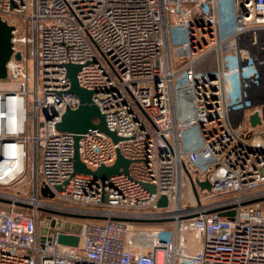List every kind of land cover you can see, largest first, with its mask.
<instances>
[{"label":"built area","instance_id":"built-area-1","mask_svg":"<svg viewBox=\"0 0 264 264\" xmlns=\"http://www.w3.org/2000/svg\"><path fill=\"white\" fill-rule=\"evenodd\" d=\"M0 18L13 27L0 80V264H264L263 202L241 205L264 196V0H0ZM176 31L188 52L177 69ZM69 64L121 138L81 134V161L97 170L120 153L128 174L74 173L76 135L57 130L81 104ZM188 174L211 184L195 205ZM233 204L232 217L211 213ZM160 219L170 221L135 222ZM46 220L62 225L42 234Z\"/></svg>","mask_w":264,"mask_h":264},{"label":"water","instance_id":"water-1","mask_svg":"<svg viewBox=\"0 0 264 264\" xmlns=\"http://www.w3.org/2000/svg\"><path fill=\"white\" fill-rule=\"evenodd\" d=\"M12 30L13 27L8 25L7 22L3 21L0 18V80L5 79L7 77V64L12 57L13 54V44H12ZM17 59H20V55H16ZM67 74L71 81V92L76 94L80 98V106L77 110H67L61 121L57 124V130L61 132H68L75 134V144H74V173L87 174L92 175L93 177L101 180H106L111 176L121 174H128L129 165L131 163L130 160L124 158L120 153H118V159L115 164L111 167L101 166L97 170L89 169L80 159L79 156V138L81 134L87 133L90 130H99L106 135L110 136L115 142L121 140V138L115 133L111 132L105 121V116L101 112V110L93 103L92 96L93 92L90 90H86L79 86L77 82V74L81 69L80 65L69 64L66 66ZM251 124L256 126L261 123L260 117L258 114L251 115L250 117ZM122 170V171H121ZM189 179L191 182V187L197 199V202L200 203L198 187L201 190H211V184L209 181H194L190 174ZM151 190L155 191V187H150ZM58 189H61L58 187ZM42 195L47 196L48 190L46 188L42 189ZM50 197H53V194H50ZM264 202V196L253 198L241 203V205H251L255 203ZM158 205L160 207H164L167 205V198L163 196ZM237 204H233L227 208L230 210L225 212L224 209H216L211 211V213H218L220 216H229L232 217L235 213V208ZM75 217V216H73ZM79 218H91L87 216H76ZM134 221V220H130ZM170 220L160 219V220H150V221H135L140 223H164ZM50 224L52 227L60 228L62 225V221H51L49 223L48 220L43 221L41 223V233L45 234L47 231V225ZM66 229H70L72 232H79L81 229L80 224H70L66 223ZM59 243L67 246H78L79 244V236H67L61 235L59 237Z\"/></svg>","mask_w":264,"mask_h":264},{"label":"rangeland","instance_id":"rangeland-1","mask_svg":"<svg viewBox=\"0 0 264 264\" xmlns=\"http://www.w3.org/2000/svg\"><path fill=\"white\" fill-rule=\"evenodd\" d=\"M224 14L226 17L225 18V20H226L225 21V31H227V23L226 22L230 21L229 16H230V19L232 18L230 9L229 8L226 9L224 11ZM172 21H174V20H172ZM171 54H172V59H173V65L176 69L181 67L188 59V52H187L186 48L184 47V40H183L182 35L180 34L179 31H176V36L174 37L173 41L171 42ZM179 82L183 83L184 80L180 78ZM178 100H179V109H180L182 114H187V113H190L193 111L192 98H191V95L189 93H187V92L182 93L179 96ZM10 193H13V194L16 193L15 189L10 190ZM183 193L185 196L189 197V199H190V202L187 203L188 205H195L197 203L196 202L197 199L195 197L193 189L191 188V186L189 184H187L184 187ZM237 196H238L237 194L232 193V194H229L228 196L210 199L209 201H206V203L210 204L213 202H219V201H222L223 199H226V198L227 199H234ZM262 205H264V204H262ZM138 242H140L143 246L148 245L147 244L148 242L146 240L144 241L143 239L138 240ZM201 242H202V240L195 239L192 235L187 234V244L189 246V249H192V247H196L195 245L199 246L201 244ZM143 243H146V244H143ZM194 243H195V245H193ZM145 250H146V247H145ZM194 250H196V249H194Z\"/></svg>","mask_w":264,"mask_h":264},{"label":"crops","instance_id":"crops-1","mask_svg":"<svg viewBox=\"0 0 264 264\" xmlns=\"http://www.w3.org/2000/svg\"><path fill=\"white\" fill-rule=\"evenodd\" d=\"M229 20H231V19H230V16H229ZM227 28H228V29H230V22H229V24H228ZM194 249H198V246H196V247H193V250H194Z\"/></svg>","mask_w":264,"mask_h":264},{"label":"trees","instance_id":"trees-1","mask_svg":"<svg viewBox=\"0 0 264 264\" xmlns=\"http://www.w3.org/2000/svg\"><path fill=\"white\" fill-rule=\"evenodd\" d=\"M263 204H264V202H263Z\"/></svg>","mask_w":264,"mask_h":264}]
</instances>
